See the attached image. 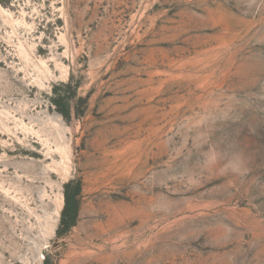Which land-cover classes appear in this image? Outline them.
Returning <instances> with one entry per match:
<instances>
[{
    "label": "rangeland",
    "instance_id": "rangeland-1",
    "mask_svg": "<svg viewBox=\"0 0 264 264\" xmlns=\"http://www.w3.org/2000/svg\"><path fill=\"white\" fill-rule=\"evenodd\" d=\"M0 264H264V0H0Z\"/></svg>",
    "mask_w": 264,
    "mask_h": 264
},
{
    "label": "trees",
    "instance_id": "trees-1",
    "mask_svg": "<svg viewBox=\"0 0 264 264\" xmlns=\"http://www.w3.org/2000/svg\"><path fill=\"white\" fill-rule=\"evenodd\" d=\"M69 210H70V214L67 213V211ZM76 212H77V204L74 200L73 195H66L64 216L70 215L71 220H73Z\"/></svg>",
    "mask_w": 264,
    "mask_h": 264
},
{
    "label": "clouds",
    "instance_id": "clouds-1",
    "mask_svg": "<svg viewBox=\"0 0 264 264\" xmlns=\"http://www.w3.org/2000/svg\"><path fill=\"white\" fill-rule=\"evenodd\" d=\"M233 159L236 161V164H237V167L233 169V171L236 173H239L240 169H242L244 166V158H243L242 153H239V152L234 153ZM208 162L214 163L215 158L211 157Z\"/></svg>",
    "mask_w": 264,
    "mask_h": 264
}]
</instances>
